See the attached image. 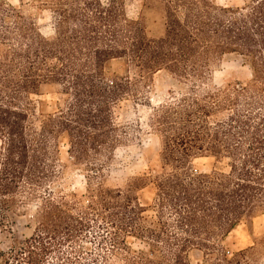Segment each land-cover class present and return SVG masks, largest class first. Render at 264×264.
Segmentation results:
<instances>
[{
    "label": "trees",
    "instance_id": "1",
    "mask_svg": "<svg viewBox=\"0 0 264 264\" xmlns=\"http://www.w3.org/2000/svg\"><path fill=\"white\" fill-rule=\"evenodd\" d=\"M46 2L55 17L51 38L0 0V233L11 215L40 200L34 232L0 249V264H47L52 254L61 264H194L195 251L203 264H244L253 246L229 258L222 244L264 213V0L154 1L164 25L154 38L143 19L127 18L125 0ZM227 56L251 69L245 86L211 85ZM162 73L177 89L151 119L165 170L145 207L137 192L146 178L112 189L105 170L131 136L115 122V106L145 99ZM43 84L69 96L45 116L30 101ZM60 137L85 173V200L55 189L65 168ZM203 156L226 161L228 170L193 175L192 160ZM130 237L148 251L133 253ZM93 240L94 249L84 247Z\"/></svg>",
    "mask_w": 264,
    "mask_h": 264
},
{
    "label": "rangeland",
    "instance_id": "2",
    "mask_svg": "<svg viewBox=\"0 0 264 264\" xmlns=\"http://www.w3.org/2000/svg\"><path fill=\"white\" fill-rule=\"evenodd\" d=\"M47 0H6V2L20 12L21 15L34 22L37 30L46 38L55 34L54 13L46 2ZM157 0H125L127 18L132 21L143 19L147 34L150 37H160L164 33L162 20V8L155 3ZM222 6H240L242 0H215ZM252 78L251 69L236 56H227L216 67L211 85H243ZM177 89V84L166 74H158L154 77L145 99L134 101L124 100L114 108V119L118 126L127 129L130 138L124 140L113 154V159L105 170V186L108 188H125L129 179L144 177L148 180L147 186L137 192L139 202L150 207L156 194L154 179L164 172L161 161V138L152 127L151 119L154 110L161 103L167 101L170 90ZM69 96L65 95L62 87L57 84H43L35 94L30 96L33 103V111L36 115L53 114L58 108L63 107ZM38 126V123H36ZM59 141V142H58ZM58 159L65 166L63 176L58 180L55 189L64 194H74L85 200L87 180L85 173L73 165L68 154L69 143L66 138L58 139ZM227 162H219L215 157L203 156L192 160L191 173L193 175L209 174L213 171L226 172ZM167 171H170L167 169ZM49 188L40 191V199ZM39 199V198H38ZM29 202L27 207L11 215L7 222V228L0 233V249L8 252L10 248L23 242L31 236L35 228V218L40 206V200ZM153 213L148 209L147 215ZM18 215V216H17ZM128 246L133 253L148 251L145 243L135 238L127 239ZM254 249L245 253V264H264V213L255 217L251 222H242L222 244L223 252H228L232 258L249 247ZM86 248H95L96 241L84 243ZM64 252V249L62 248ZM194 264H203L204 255L195 251L192 255ZM47 264H61L55 255L47 256Z\"/></svg>",
    "mask_w": 264,
    "mask_h": 264
}]
</instances>
